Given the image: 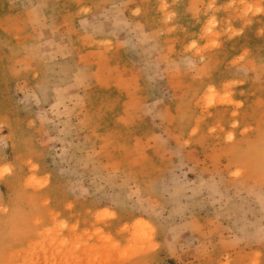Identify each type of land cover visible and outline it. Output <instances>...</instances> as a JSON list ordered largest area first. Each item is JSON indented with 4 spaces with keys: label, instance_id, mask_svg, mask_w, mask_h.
<instances>
[{
    "label": "rangeland",
    "instance_id": "rangeland-1",
    "mask_svg": "<svg viewBox=\"0 0 264 264\" xmlns=\"http://www.w3.org/2000/svg\"><path fill=\"white\" fill-rule=\"evenodd\" d=\"M0 264H264V0H0Z\"/></svg>",
    "mask_w": 264,
    "mask_h": 264
}]
</instances>
